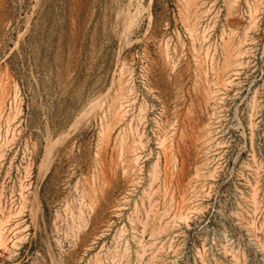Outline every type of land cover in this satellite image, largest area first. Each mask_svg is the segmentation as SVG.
Instances as JSON below:
<instances>
[{
    "label": "rangeland",
    "instance_id": "374dc122",
    "mask_svg": "<svg viewBox=\"0 0 264 264\" xmlns=\"http://www.w3.org/2000/svg\"><path fill=\"white\" fill-rule=\"evenodd\" d=\"M0 264H264V0H0Z\"/></svg>",
    "mask_w": 264,
    "mask_h": 264
},
{
    "label": "bare ground",
    "instance_id": "6f19581e",
    "mask_svg": "<svg viewBox=\"0 0 264 264\" xmlns=\"http://www.w3.org/2000/svg\"><path fill=\"white\" fill-rule=\"evenodd\" d=\"M76 121V120H75ZM169 132V131H168ZM58 141V140H57ZM61 142V141H60ZM60 142H58V144L60 143ZM50 143V142H49ZM55 143H57V142H55ZM54 143V144H55ZM54 144L52 145V146H54ZM57 146V145H56ZM48 152H47V154H46V156H47V159L49 160V158L53 155V150H50V146H49V148H48V150H47ZM49 157V158H48Z\"/></svg>",
    "mask_w": 264,
    "mask_h": 264
}]
</instances>
